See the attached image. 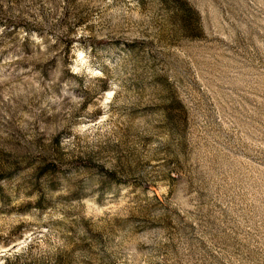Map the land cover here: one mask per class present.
I'll return each mask as SVG.
<instances>
[{"label": "rangeland", "instance_id": "obj_1", "mask_svg": "<svg viewBox=\"0 0 264 264\" xmlns=\"http://www.w3.org/2000/svg\"><path fill=\"white\" fill-rule=\"evenodd\" d=\"M0 264H264V0H0Z\"/></svg>", "mask_w": 264, "mask_h": 264}]
</instances>
